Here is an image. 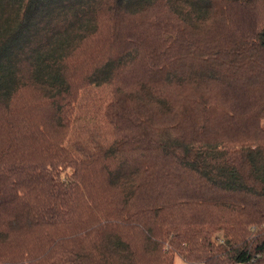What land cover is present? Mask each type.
Returning a JSON list of instances; mask_svg holds the SVG:
<instances>
[{
	"label": "trees",
	"instance_id": "trees-1",
	"mask_svg": "<svg viewBox=\"0 0 264 264\" xmlns=\"http://www.w3.org/2000/svg\"><path fill=\"white\" fill-rule=\"evenodd\" d=\"M177 256L264 264V0H0V264Z\"/></svg>",
	"mask_w": 264,
	"mask_h": 264
},
{
	"label": "rangeland",
	"instance_id": "rangeland-1",
	"mask_svg": "<svg viewBox=\"0 0 264 264\" xmlns=\"http://www.w3.org/2000/svg\"><path fill=\"white\" fill-rule=\"evenodd\" d=\"M133 73L134 72L129 73L130 76H132ZM113 89H114L113 84H108V85L106 84L100 87L94 85H88L86 89L85 88L81 89L77 101L78 109L76 111V115H77L76 118L78 120L75 121L77 131L73 132V134L71 135L77 142L79 141L82 142L81 140L92 139L91 135H89L86 132H83L84 130H82L83 129L82 127L85 124L89 123V119L91 120L94 119V121L97 124H101L102 122V118L100 116L101 109L109 101L111 91ZM175 264H195V263H189L185 261L183 258L177 256L175 260ZM230 264H239V263H230Z\"/></svg>",
	"mask_w": 264,
	"mask_h": 264
}]
</instances>
